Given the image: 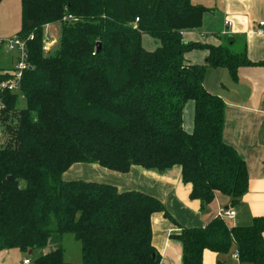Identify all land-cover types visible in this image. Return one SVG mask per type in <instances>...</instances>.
<instances>
[{
  "label": "trees",
  "instance_id": "1",
  "mask_svg": "<svg viewBox=\"0 0 264 264\" xmlns=\"http://www.w3.org/2000/svg\"><path fill=\"white\" fill-rule=\"evenodd\" d=\"M21 9L16 38L26 43L29 68L19 93L1 89L10 76L0 70V252L70 264L62 246L44 250L54 237L71 235L80 264H160L152 222L161 215L180 229L173 237L183 245V264H203L207 251L228 255L234 246L241 264H264V216L249 226L217 217L183 228L153 196L63 179L76 164L122 174L180 166L202 212L217 195L231 209L241 204L247 164L224 143L225 105L204 81L209 68H225L236 81L240 68L255 64L232 36L218 47L184 42L183 32L201 29L210 9L191 0H23ZM55 23L61 37L45 53V28ZM143 35L161 47L146 50ZM195 50L208 53L206 64L187 61ZM188 102L195 104L191 134L183 121Z\"/></svg>",
  "mask_w": 264,
  "mask_h": 264
},
{
  "label": "crops",
  "instance_id": "2",
  "mask_svg": "<svg viewBox=\"0 0 264 264\" xmlns=\"http://www.w3.org/2000/svg\"><path fill=\"white\" fill-rule=\"evenodd\" d=\"M22 1L4 0L0 6V46L15 39L22 29ZM207 8L211 12L204 15L202 28L184 31V42L218 47L223 44V38L232 36L242 48L246 47L248 59L255 64L240 68L236 81L225 68H209L204 81L206 90L222 99L225 105L223 141L246 162L249 173V191L241 204L233 209L236 217L229 221L236 226H249L254 218L264 216V36L256 34L259 24L264 22V0H214ZM226 21L231 26L226 27ZM51 29L56 30L54 24L46 26L45 37ZM205 54L203 58L207 59L208 53ZM16 66H1L0 69L9 72ZM193 127L186 132L191 134ZM95 166L76 164L64 173L63 178L65 181L87 178L83 181L112 184L121 192L134 190L153 196L163 202L183 228L206 227L221 212L231 209V200L217 195L207 211L202 212L200 203L190 199L191 186L182 182L180 166L165 172L132 167L127 174ZM152 228L153 244L161 256L160 264H183V245L173 237L180 229L161 215L154 216ZM58 247L59 243L49 245L44 253ZM24 254L31 259L24 258L20 264L26 260L32 264L36 254ZM222 257L224 255L207 251L203 264H223Z\"/></svg>",
  "mask_w": 264,
  "mask_h": 264
},
{
  "label": "rangeland",
  "instance_id": "3",
  "mask_svg": "<svg viewBox=\"0 0 264 264\" xmlns=\"http://www.w3.org/2000/svg\"><path fill=\"white\" fill-rule=\"evenodd\" d=\"M191 2L195 5H199V6H203V7L207 8V7H211V4H213L214 0H191ZM54 25H55L56 30L51 29V31H47V34H46L47 37H45L46 41H49V40L50 41H53V40L56 41V44L51 48V51L55 49V47H56V45H57V43L61 37V27H62L61 23H55ZM8 42L9 41H5L0 46V68H1V66L4 68L5 67H7V68L14 67L17 64L16 58L18 56V52L17 51H13V52L8 51L7 50L8 49ZM142 46L148 51H155L161 47V43L159 40L155 39L151 35H143ZM205 53L201 50H195V51L190 52V54L188 53L186 56V59L190 64H196V65L202 64V65H204L206 63V60H207V59L203 58L204 55H206ZM0 70H2V69H0ZM18 105L20 108L26 107V101L21 95H19ZM194 107H195L194 102H188L184 108L183 121H184L185 132H186V129L188 130V128H191L194 126ZM95 167H99V166H95ZM85 175L87 176V174H85ZM85 179H87V178H85ZM85 179H77V180H85ZM86 181H91V180H86ZM21 184L24 185V183H21ZM238 209H240V208H238ZM239 213H240V211H239ZM227 223L230 226H236L233 224L232 221H229L228 219H227ZM57 243H59L60 246H62L65 250L66 262H68L70 264H80L82 262L80 244L74 239L73 236H71V235L56 236V237H54V240L49 245H54ZM51 251H53V250H51ZM51 251H47V252H51ZM235 252H236V248L234 246L228 255H224V257H222V259H221L222 263L223 264H237L233 260V255L235 254ZM24 258L31 259L30 256H28V255L26 256V254L21 253L19 251H9L8 253H4V254L0 253V264H20V262H22Z\"/></svg>",
  "mask_w": 264,
  "mask_h": 264
},
{
  "label": "built area",
  "instance_id": "4",
  "mask_svg": "<svg viewBox=\"0 0 264 264\" xmlns=\"http://www.w3.org/2000/svg\"><path fill=\"white\" fill-rule=\"evenodd\" d=\"M139 22V19L136 20L135 24ZM260 28L256 31V34L260 37L264 36V22H261ZM226 27L231 26V23L226 21L225 23ZM30 39H33V36L30 37ZM56 44L55 41H46L44 42V47L43 50L45 53H49L51 51V48ZM8 51L13 52L17 51L18 52V63L16 66V69L14 71H9V76L10 79L2 83L1 89L11 92V93H19L20 91V86H21V81L23 78L24 72L29 68L28 64L26 63V43L25 41L15 38L11 41L8 42ZM0 109H3V105L0 103ZM218 217H221L225 220H234L236 217V212L231 209L228 211L221 212ZM233 260L237 264H241L240 262V256L239 253L236 251L235 254L233 255ZM23 264H31V261L26 260L23 262Z\"/></svg>",
  "mask_w": 264,
  "mask_h": 264
},
{
  "label": "water",
  "instance_id": "5",
  "mask_svg": "<svg viewBox=\"0 0 264 264\" xmlns=\"http://www.w3.org/2000/svg\"><path fill=\"white\" fill-rule=\"evenodd\" d=\"M100 50H101V45L98 44V52H100ZM29 254L32 255V251Z\"/></svg>",
  "mask_w": 264,
  "mask_h": 264
}]
</instances>
